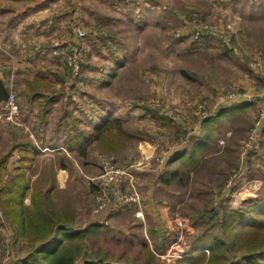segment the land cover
Listing matches in <instances>:
<instances>
[{"label": "rangeland", "instance_id": "rangeland-1", "mask_svg": "<svg viewBox=\"0 0 264 264\" xmlns=\"http://www.w3.org/2000/svg\"><path fill=\"white\" fill-rule=\"evenodd\" d=\"M39 5L50 11L37 19L51 16L55 23L47 32L43 19L38 29L44 37L29 45L42 52L48 44L47 73L59 84L69 76L71 90L86 95L88 139L73 150L75 164L69 169L80 172H70L63 188L46 159L38 163L36 179L15 177L7 168L18 161H7L0 170L5 197L12 182L30 184L24 202L12 207L25 218L34 212L33 199L48 198L67 220L89 227L69 243L77 252L73 264L102 254L119 264L143 263L148 249L159 264H177L200 237L234 244L223 230L233 223L225 213L256 208L264 198V0H44ZM61 48L65 53H54ZM15 75L12 68L9 90L16 91L20 113L12 120L1 102L6 137L0 136V157L22 155L16 148L22 132L15 125H21L27 95L25 76L17 83ZM44 81L38 90L56 86L50 76ZM108 122L114 127L97 137V125ZM172 153L181 156L171 161ZM63 160L56 155L58 169ZM119 175L117 189L112 178ZM50 186L55 192H48ZM1 205L0 264H26L37 243L21 233L16 218L7 219ZM159 219L161 234L155 231ZM26 220L24 229L40 219Z\"/></svg>", "mask_w": 264, "mask_h": 264}, {"label": "crops", "instance_id": "crops-1", "mask_svg": "<svg viewBox=\"0 0 264 264\" xmlns=\"http://www.w3.org/2000/svg\"><path fill=\"white\" fill-rule=\"evenodd\" d=\"M41 1L44 0H0V64L4 70L0 73V89L3 88L5 95L9 93V74L13 68L16 74L15 82L19 83L22 76H25L27 95L26 104H21V125H15L16 130L22 132L16 143V148L22 155L13 157L14 152H9V165H12L13 161H18V164L7 169L16 173L23 172L24 176L36 179L41 174L37 171L38 163L46 159L52 164L55 181L63 188L66 181L68 182L70 172H80L70 170L69 167L75 164L73 150L82 148L88 139L87 125H83L87 110L82 100L86 95L81 91L71 90L74 81L69 76L61 77L62 84H59L52 74L47 73L51 69H46V64L52 60L47 52L48 44L44 48L46 52L33 51L29 45L30 40L40 41V38L44 37L38 29L43 19L47 18V32H50L55 23L51 16H41V19H37L43 12L50 11V7L40 8ZM52 38L54 37L50 35L47 37L48 40ZM48 76L53 78L52 84H56L54 89L38 90L37 83L46 82L44 80ZM4 100L5 98H0V104ZM0 136L6 137L2 129ZM57 154L64 157L59 169L55 163ZM49 188L51 190L48 192H55L52 186ZM153 205L155 203H151L149 208H154ZM160 221L161 219L157 220L158 228Z\"/></svg>", "mask_w": 264, "mask_h": 264}, {"label": "trees", "instance_id": "trees-1", "mask_svg": "<svg viewBox=\"0 0 264 264\" xmlns=\"http://www.w3.org/2000/svg\"><path fill=\"white\" fill-rule=\"evenodd\" d=\"M7 97L8 94L5 95L3 88L0 89V98L6 100ZM107 124L105 127L102 126V123L97 125L99 131L97 137L101 136L104 130L114 127L113 122ZM10 155L11 153L8 152L0 157V170L5 166ZM180 156L179 153H172L170 160L174 161ZM15 177L22 178L25 176L23 172H18ZM9 187L11 191L8 197L3 194L5 189H0V202L2 203L3 212L9 220L16 221V218L19 224H22L23 230H21V233H25L24 235L32 243H37V247L29 255L30 262H26V264H73L77 252L69 246V243L77 237L78 233L88 231L89 227L83 229L77 227L74 222L67 220V214L59 213L52 208L53 206L48 198L47 200L44 198L33 199L34 212H28L31 215H26L23 218V212H17L15 207L12 206L24 202L23 197L30 188V184L18 180L12 182ZM12 192L16 193L11 194ZM257 204L258 207L256 208L236 209L225 213V216H232L233 223H226L223 230L227 238L235 239L234 244L229 245L225 240L218 237L208 243L206 240H210V237H200L202 239H196L191 245V251L177 264H264V198H260ZM255 211L259 212L260 217L255 215ZM27 217H38L40 219L39 223L31 228L24 229L23 225L26 224ZM239 224H243L244 228L239 232L234 231ZM44 227L47 228V231L43 230ZM260 229H263V231H260ZM155 231L161 234L164 231L163 226L160 225L159 228H155ZM248 239L250 243L247 242ZM196 251L198 252L196 253ZM207 251H210V257H208ZM102 255L104 257L102 256L97 260H86L83 264H119L109 261L112 256ZM133 264L159 263L155 258V254L148 249L145 253V261L143 263L134 262Z\"/></svg>", "mask_w": 264, "mask_h": 264}, {"label": "built area", "instance_id": "built-area-1", "mask_svg": "<svg viewBox=\"0 0 264 264\" xmlns=\"http://www.w3.org/2000/svg\"><path fill=\"white\" fill-rule=\"evenodd\" d=\"M54 53L55 54L65 53V51H63L62 48H61V49L54 50ZM76 58H77V54L75 53L73 55V57H72L73 63H77V59L78 58L77 59ZM70 63H72V61H70ZM16 95H17L16 94V91L11 87V89L9 90V93H8V97L5 100V107L4 108L7 110V114L9 115V117L12 120H15L17 118V116L19 115V113H20V111H19V105L17 104ZM107 165L111 167L112 166V162H108ZM119 172L120 171H118V173ZM112 180H113L112 182L115 183L114 186H116L117 189H118L119 186L122 184V177H121V175H119V176H117L115 178H112ZM104 186H106V185H104ZM103 188H105V187H103ZM99 194L103 198L104 195H105V192L100 189Z\"/></svg>", "mask_w": 264, "mask_h": 264}]
</instances>
